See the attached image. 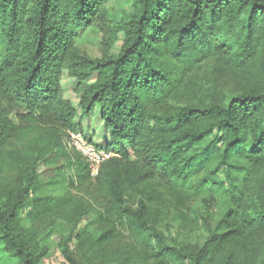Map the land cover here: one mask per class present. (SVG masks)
<instances>
[{"label":"trees","instance_id":"obj_1","mask_svg":"<svg viewBox=\"0 0 264 264\" xmlns=\"http://www.w3.org/2000/svg\"><path fill=\"white\" fill-rule=\"evenodd\" d=\"M125 1L0 0V264H264V0Z\"/></svg>","mask_w":264,"mask_h":264},{"label":"rangeland","instance_id":"obj_2","mask_svg":"<svg viewBox=\"0 0 264 264\" xmlns=\"http://www.w3.org/2000/svg\"><path fill=\"white\" fill-rule=\"evenodd\" d=\"M109 6L113 8H117L120 6L129 7L128 2H126L125 0H111ZM103 36L104 34L102 26L90 29L83 37L82 50L94 58H101L102 50L100 41L102 40ZM121 45L122 39L119 40L116 47L114 48V53L119 52ZM62 87L64 91V98L70 101L74 106H77L79 102V94L77 93V82L73 78L69 77L66 73L62 81ZM80 114L81 112H79V117ZM77 122L82 126L83 124H85L82 128L85 131L87 130L88 134L91 135V133H94L92 137V139H94V143L103 142L102 138L104 135H106V133L103 131V124L99 120L97 114H95V116H92V118L89 119L77 118ZM88 220V218H85L82 223V226L85 225ZM44 264H67V262L63 258L61 252L59 250H55L50 254L49 258L44 261Z\"/></svg>","mask_w":264,"mask_h":264},{"label":"built area","instance_id":"obj_3","mask_svg":"<svg viewBox=\"0 0 264 264\" xmlns=\"http://www.w3.org/2000/svg\"><path fill=\"white\" fill-rule=\"evenodd\" d=\"M67 142L71 148L80 153L92 165L93 175L98 173L99 167L104 161L114 156L111 152L98 150L80 132L69 133Z\"/></svg>","mask_w":264,"mask_h":264}]
</instances>
